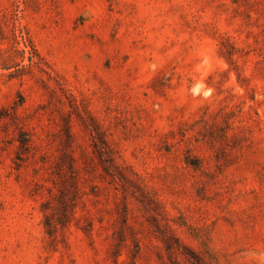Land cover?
<instances>
[{"label":"rangeland","instance_id":"1","mask_svg":"<svg viewBox=\"0 0 264 264\" xmlns=\"http://www.w3.org/2000/svg\"><path fill=\"white\" fill-rule=\"evenodd\" d=\"M0 264H264V0H0Z\"/></svg>","mask_w":264,"mask_h":264},{"label":"trees","instance_id":"2","mask_svg":"<svg viewBox=\"0 0 264 264\" xmlns=\"http://www.w3.org/2000/svg\"><path fill=\"white\" fill-rule=\"evenodd\" d=\"M221 51H222L221 53L224 56H226L230 61L232 60L233 52L231 50L227 51V54H226V52H224V50H221ZM19 141H20V143H21L22 146L26 145V142L27 141L25 140L24 136H20ZM69 165H70L69 167L72 168V169L74 167H76V160L74 159V157H71L70 158V164ZM61 198H63V197H61ZM162 239H164L163 241H164V243L167 246L170 245V247H171V245H172V239L171 240H169L168 238H162Z\"/></svg>","mask_w":264,"mask_h":264}]
</instances>
